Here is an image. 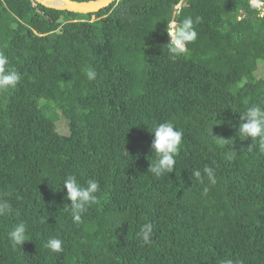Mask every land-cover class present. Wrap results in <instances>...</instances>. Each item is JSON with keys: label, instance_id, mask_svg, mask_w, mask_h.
Listing matches in <instances>:
<instances>
[{"label": "trees", "instance_id": "trees-1", "mask_svg": "<svg viewBox=\"0 0 264 264\" xmlns=\"http://www.w3.org/2000/svg\"><path fill=\"white\" fill-rule=\"evenodd\" d=\"M252 1L117 0L80 15L0 0V52L21 75L0 90V199L13 208L0 217V264H264V151L238 135L240 115L264 106V10ZM185 16L202 18L197 40L172 60L166 24ZM166 121L182 145L157 178L150 132ZM68 175L100 186L79 223L65 207ZM21 221L30 241L19 252L7 234ZM145 223L148 245L137 235ZM52 237L62 253L44 247Z\"/></svg>", "mask_w": 264, "mask_h": 264}, {"label": "clouds", "instance_id": "clouds-1", "mask_svg": "<svg viewBox=\"0 0 264 264\" xmlns=\"http://www.w3.org/2000/svg\"><path fill=\"white\" fill-rule=\"evenodd\" d=\"M257 7H262L263 4L252 1ZM261 5V6H259ZM202 22V18L197 16L193 19L192 16H185L182 22L172 17L166 24V35L168 43L166 45L169 56L172 60L189 54V45L197 40V31L195 25ZM9 58L0 52V90L7 91L13 89L21 80V75L14 68L9 67ZM85 75L88 80L96 78V72L91 68L85 69ZM240 123L238 127V135L244 139H250L251 142H256L261 151H264V106L260 104H250V106L239 117ZM223 123V121L221 122ZM212 130V129H211ZM153 135L151 144L152 153L155 159L148 168V173L159 178L165 173H172L176 165V157L179 155L182 145L183 132L177 130L174 124L170 121L155 125L150 132ZM212 136V132H211ZM218 143L225 145L228 140L220 137H213ZM252 143L249 146V150ZM236 155L234 151L228 155L231 160ZM204 174L210 185L217 183L216 174L213 168L205 167ZM192 175L197 180L203 183V178L200 170H195ZM63 188L66 189V199L70 201L68 207L74 222H81L82 215L93 205L100 203L97 193L100 192L99 183L95 179H89L86 185H82L75 175H68L63 180ZM209 187L205 186L202 190L203 195H207ZM13 213L11 204L6 199H0V217H4ZM154 225L145 223L137 233L142 243L148 245L152 243ZM8 239L11 241L12 248L20 252V246L25 242L30 241L27 225L21 221L16 223L8 232ZM51 253H62L64 251V241L59 237L49 238L44 245ZM221 264H242L239 260L225 258Z\"/></svg>", "mask_w": 264, "mask_h": 264}, {"label": "water", "instance_id": "water-1", "mask_svg": "<svg viewBox=\"0 0 264 264\" xmlns=\"http://www.w3.org/2000/svg\"><path fill=\"white\" fill-rule=\"evenodd\" d=\"M45 8L53 9L56 11L75 13L80 15H88L97 13L106 9L117 0H33ZM178 4L176 8H180Z\"/></svg>", "mask_w": 264, "mask_h": 264}, {"label": "rangeland", "instance_id": "rangeland-1", "mask_svg": "<svg viewBox=\"0 0 264 264\" xmlns=\"http://www.w3.org/2000/svg\"><path fill=\"white\" fill-rule=\"evenodd\" d=\"M259 6H261V5H259ZM261 8H262V10H264V5ZM93 19H94V17L92 16L91 20H93ZM263 73H264V66L263 65H259L258 70L255 73V75L257 77H261V76H263ZM45 103H47L45 100H40L39 101V106L43 107V104H45ZM44 108H46V109L48 108L51 113H54L56 115L55 117H56V129H57V132L62 134V135H67V133H68L67 132L68 131L67 121L63 117L62 113L60 111L56 110L55 108H51L48 105H45Z\"/></svg>", "mask_w": 264, "mask_h": 264}]
</instances>
